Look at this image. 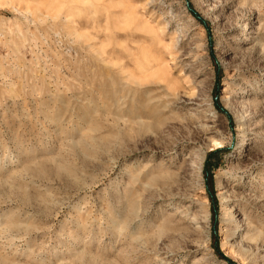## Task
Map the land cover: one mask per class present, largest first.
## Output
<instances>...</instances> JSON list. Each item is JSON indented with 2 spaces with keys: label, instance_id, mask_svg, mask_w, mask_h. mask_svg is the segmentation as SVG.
Returning a JSON list of instances; mask_svg holds the SVG:
<instances>
[{
  "label": "rangeland",
  "instance_id": "rangeland-1",
  "mask_svg": "<svg viewBox=\"0 0 264 264\" xmlns=\"http://www.w3.org/2000/svg\"><path fill=\"white\" fill-rule=\"evenodd\" d=\"M0 264H264V0H0Z\"/></svg>",
  "mask_w": 264,
  "mask_h": 264
}]
</instances>
